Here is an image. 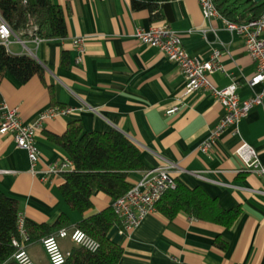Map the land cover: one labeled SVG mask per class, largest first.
<instances>
[{"label":"crops","instance_id":"0c3cea01","mask_svg":"<svg viewBox=\"0 0 264 264\" xmlns=\"http://www.w3.org/2000/svg\"><path fill=\"white\" fill-rule=\"evenodd\" d=\"M215 1L222 12H235L237 20L250 6L248 0ZM52 2L65 12L68 36L23 40L24 44L14 37L9 50L34 58L44 69V79L36 76L21 84L6 74L0 91L2 100L27 125L37 124L41 114L52 108L76 111L42 123L36 138L41 159L35 172L28 153L17 147L14 138L0 135V191L20 202L25 220L53 225L65 214L71 223L67 230L78 229L83 219L112 207L114 201L97 192L95 207L85 216L68 207L61 192L64 172L51 174L50 169L69 158L50 136L63 135L75 121L82 123L85 133L115 130L141 151L143 170L130 173L132 186L145 172L170 163L178 181L202 189L226 211H241L230 228L186 214L169 220L158 210L127 235H121L115 225L109 237L124 250L119 264H264V178L248 172L237 154L247 143L264 165V104L240 121L238 133L229 128L203 153L201 145L225 115L221 103L207 91L185 97L180 67L158 49L138 42L134 34L137 29L168 26L194 58L207 61L214 50H220L222 70L208 79L220 90L238 82V95L245 101L263 87L248 84L256 66L243 37L228 30L223 19L207 22L196 0L160 5L158 19L148 10H135L132 0ZM78 39L84 42L82 55L74 45ZM177 105H183L181 111L169 116L167 112ZM217 240L224 249L215 245ZM59 243L65 253L76 247L70 239ZM27 252L35 264H50L41 242L29 245Z\"/></svg>","mask_w":264,"mask_h":264},{"label":"trees","instance_id":"16d2710c","mask_svg":"<svg viewBox=\"0 0 264 264\" xmlns=\"http://www.w3.org/2000/svg\"><path fill=\"white\" fill-rule=\"evenodd\" d=\"M171 1L132 0V3L135 10H148L153 19H158L160 5L170 7ZM248 3L250 6L238 20L235 19V12H222L219 6L217 8L224 18L232 22L245 23L259 19L264 14V2L248 0ZM0 15L22 40L65 39L68 36L65 12L52 0H36L35 4L27 0H0ZM6 74H11L21 84L28 83L36 76L44 79V69L34 58L14 55L0 44V85ZM50 140L73 163V169L63 174L61 192L68 207L83 216L94 209L95 193L100 192L113 201L118 200L132 188L130 173L143 170L140 149L115 130L85 133L82 123L75 121L68 125L63 135H51ZM176 182L177 188L167 192L157 206L158 212L165 218L173 220L179 214H186L225 228L232 227L238 220L240 209L226 211L202 189L190 188L177 179ZM21 215L20 202L0 191V264H15L11 261L16 251L13 240L20 238ZM115 225L120 226V220L112 207L83 219L77 228L96 240L100 248L97 252H90L76 246L66 264H119L124 250L109 237ZM70 227L65 214L53 225L25 220V229L31 238L29 245ZM215 245L225 248L220 240Z\"/></svg>","mask_w":264,"mask_h":264},{"label":"built area","instance_id":"2783aa9c","mask_svg":"<svg viewBox=\"0 0 264 264\" xmlns=\"http://www.w3.org/2000/svg\"><path fill=\"white\" fill-rule=\"evenodd\" d=\"M202 10L204 19L211 22L213 19L220 18L225 21L226 28L232 32L239 33L246 44L247 51L256 66V74L248 80L251 88L262 86L263 91L254 94L248 100L242 101L238 95L239 84L233 82L225 89L215 88L208 79V76L222 70L220 50H214L209 60H202L190 56L185 50L179 34L168 26H155L148 30L137 29L134 38L147 46L158 49L169 61L176 63L184 77L185 89L184 96L188 97L199 91H207L218 100L225 112L224 117L216 127L215 131L201 145L200 150L203 153L209 151L229 129L237 127L241 120L247 118L250 112L257 106L264 104V14L257 20H251L245 23H236L227 20L218 10L215 0H196ZM27 3V2H25ZM0 44L5 46L8 51L13 44V38L19 44L24 41L17 36L10 25L0 15ZM40 42L41 39H34ZM82 39L75 40L74 45L78 48L81 55L84 53V44ZM82 61V56L78 58V63ZM183 105H177L171 108L167 114L172 116L181 111ZM76 111L70 107H56L41 114L40 119L35 125H27L21 119L16 109L10 108L5 101L0 102V135H10L18 148L28 153L32 172H35L38 162L41 159L40 151L36 144L38 132L42 129V123L46 119H54L57 116H69ZM237 154L242 158L246 170L264 178V165L262 164L258 152L247 143H243L237 150ZM73 169V163L65 160L60 166L57 164L50 169L51 174L59 172L67 173ZM175 166L165 163L153 170L144 173L142 179L121 198L115 200L112 208L120 220L119 232L121 235H127L140 226L142 221L150 214L157 211V206L163 196L177 188L176 178L174 177ZM3 172H0L2 174ZM80 231L85 234V239L77 244L73 239L75 233ZM63 233V235H62ZM19 239H14L15 254L11 261L15 264H21L16 257L23 252L28 260V264H35L27 252V247L31 238L25 229V218L19 220ZM51 239L56 251L63 258L66 264L71 252L65 253L60 247V239H70L76 246L84 248L90 252H97L100 248L99 243L80 229L67 230L62 229L57 234L44 238L41 243L47 255L50 264H54L53 256L49 247L44 241ZM94 249V250H93Z\"/></svg>","mask_w":264,"mask_h":264},{"label":"clouds","instance_id":"9594fccd","mask_svg":"<svg viewBox=\"0 0 264 264\" xmlns=\"http://www.w3.org/2000/svg\"><path fill=\"white\" fill-rule=\"evenodd\" d=\"M2 31V30H0ZM63 235V233H62ZM73 239L76 241L77 244L81 243L85 239V234L77 231L73 237ZM15 243V241L13 242ZM46 246L49 247L50 253H55L53 256V262L54 264H64L62 256L59 254L58 251H56L55 246L53 245V242L51 239L44 241ZM94 250V249H93ZM18 260H20L21 264H28V260L23 252H21L17 257Z\"/></svg>","mask_w":264,"mask_h":264},{"label":"water","instance_id":"95a60500","mask_svg":"<svg viewBox=\"0 0 264 264\" xmlns=\"http://www.w3.org/2000/svg\"><path fill=\"white\" fill-rule=\"evenodd\" d=\"M254 3H261L264 2V0H252Z\"/></svg>","mask_w":264,"mask_h":264}]
</instances>
